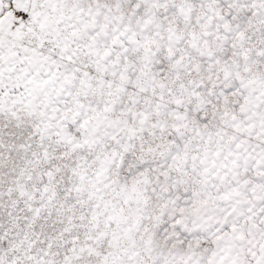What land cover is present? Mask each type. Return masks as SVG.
<instances>
[{
    "label": "snow or ice",
    "instance_id": "snow-or-ice-1",
    "mask_svg": "<svg viewBox=\"0 0 264 264\" xmlns=\"http://www.w3.org/2000/svg\"><path fill=\"white\" fill-rule=\"evenodd\" d=\"M0 264H264V0H0Z\"/></svg>",
    "mask_w": 264,
    "mask_h": 264
}]
</instances>
